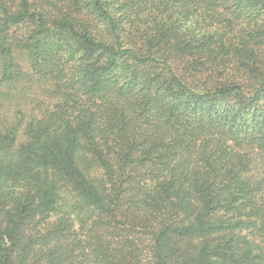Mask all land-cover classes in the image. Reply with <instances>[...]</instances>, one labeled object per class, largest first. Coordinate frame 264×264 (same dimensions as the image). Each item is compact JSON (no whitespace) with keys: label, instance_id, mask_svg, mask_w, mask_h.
<instances>
[{"label":"trees","instance_id":"trees-1","mask_svg":"<svg viewBox=\"0 0 264 264\" xmlns=\"http://www.w3.org/2000/svg\"><path fill=\"white\" fill-rule=\"evenodd\" d=\"M0 264H264V0H0Z\"/></svg>","mask_w":264,"mask_h":264}]
</instances>
